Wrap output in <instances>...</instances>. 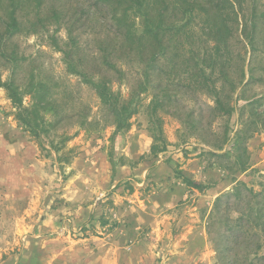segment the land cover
Instances as JSON below:
<instances>
[{
  "label": "rangeland",
  "instance_id": "obj_1",
  "mask_svg": "<svg viewBox=\"0 0 264 264\" xmlns=\"http://www.w3.org/2000/svg\"><path fill=\"white\" fill-rule=\"evenodd\" d=\"M59 1L68 9L57 32L49 26L48 32L17 34L7 40L6 52L13 51L11 57L16 58L13 78L22 84L33 70L37 79L71 84L76 106L87 104L90 116L99 117L97 98L66 73L62 52L73 45L72 50L91 53L96 39L111 27L108 11L93 0H51ZM256 5L264 11V0ZM52 34L57 46L51 43ZM255 64L251 68L257 74ZM10 67L0 57V80H6ZM181 98L184 106H203L201 115L197 111L194 115L203 127L183 126L179 118L185 112L169 105L162 116L169 145L153 156L145 105L116 132L103 122L101 132L88 134L70 119L36 137L14 117L0 87V264H225L216 252L222 230L211 222V215L219 218L231 204L233 197L224 194L235 179L261 188L264 131L246 142L248 169L228 174L215 163L208 166L215 157L200 155L209 148L198 140L209 134L204 128L211 120L206 99L193 103L186 94ZM29 100L25 96L24 104ZM234 122L235 115L230 126L236 127ZM221 124L215 120L211 128ZM63 131L71 137H59ZM184 178L210 187L200 192L187 187ZM48 217L59 222L56 229H43ZM252 264L264 260L257 257Z\"/></svg>",
  "mask_w": 264,
  "mask_h": 264
},
{
  "label": "trees",
  "instance_id": "obj_2",
  "mask_svg": "<svg viewBox=\"0 0 264 264\" xmlns=\"http://www.w3.org/2000/svg\"><path fill=\"white\" fill-rule=\"evenodd\" d=\"M257 1L93 0L100 9H107L110 29L96 39L91 53L82 54L71 45L62 52V59L66 73L93 91L97 117L90 116L89 105L79 102L76 106L71 84L37 79L33 70L22 84L13 78L16 58L11 57L13 51L6 52L7 40L17 34L48 32L49 26L57 32L67 14L65 3L0 0V57L12 65L0 87L7 93L14 117L36 137L70 119L88 134L101 132L103 122L116 132L126 128L145 105L153 156L169 145L162 117L168 106L175 104L176 111L187 113L179 118L183 126L200 129L203 125L194 115L196 111L201 115L203 106L196 104V110L180 99L186 94L195 103L203 97L211 120L204 126L209 134L198 139L209 146L200 155L216 158L208 166L215 163L228 174L242 173L249 167L247 140L264 131V11H258ZM50 37L57 46L54 35ZM256 62L257 74L251 68ZM255 86L261 90L257 92ZM25 96L28 104H24ZM233 115L236 127L230 126ZM215 120L222 124L212 129ZM66 135L65 131L58 134L71 137ZM184 182L200 192L210 187L189 178ZM260 186L255 190L235 179L224 194L233 201L219 218L211 215V222L222 230V243L216 247L222 263L264 260L260 254L264 248V174ZM221 198L216 197L214 213ZM231 211L236 216L231 217Z\"/></svg>",
  "mask_w": 264,
  "mask_h": 264
},
{
  "label": "crops",
  "instance_id": "obj_3",
  "mask_svg": "<svg viewBox=\"0 0 264 264\" xmlns=\"http://www.w3.org/2000/svg\"><path fill=\"white\" fill-rule=\"evenodd\" d=\"M181 184V183H178ZM178 191H180V187L176 188ZM43 229L45 230H51V229H56L59 226V222L56 220H51V218H47L46 220L43 221L42 223Z\"/></svg>",
  "mask_w": 264,
  "mask_h": 264
}]
</instances>
